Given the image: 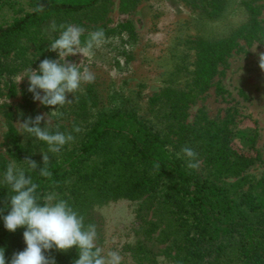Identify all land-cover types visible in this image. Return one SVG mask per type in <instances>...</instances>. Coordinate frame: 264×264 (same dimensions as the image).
<instances>
[{"label": "rangeland", "instance_id": "rangeland-1", "mask_svg": "<svg viewBox=\"0 0 264 264\" xmlns=\"http://www.w3.org/2000/svg\"><path fill=\"white\" fill-rule=\"evenodd\" d=\"M15 7L20 12L33 8L26 0H17ZM3 12L7 18L12 14L7 8ZM61 24L83 28L82 43L90 32L103 29L108 42L95 49L93 56L78 53L67 58L76 64L83 61L81 70L87 66L95 81L68 94V99L78 97V101L58 106L62 117L48 118L51 132L58 126L59 131L75 137L59 154L49 153V161L79 146L89 125L105 108L134 110L153 123H163L167 132L171 126L167 116L180 104L176 113L183 125L177 123L169 134L173 141L182 137L199 143L206 125L219 124L232 114L233 134L239 130L233 136L237 149L251 153L248 139L250 133L255 135L259 159L241 175L220 180L236 200L264 178V70L258 64L259 53L264 52V0H101L89 11L62 17ZM120 25L128 27L134 39L120 31ZM56 26L55 31L51 27L24 35L18 48L0 60V191L9 162L14 161L27 175L34 170L28 168L25 158L43 164L41 151L47 152V144L24 132L19 123L55 110L33 99L27 76L30 68L38 71L44 59H59L58 53L49 50L61 32L58 23ZM218 45L223 47L224 59L210 86L202 88L196 84L199 56ZM252 121L257 124L255 130L248 128ZM74 125L82 131L73 132ZM13 127L18 135L15 142L9 134ZM169 147L177 151L175 143ZM198 160L200 167L195 171L205 173L208 165L202 157ZM50 193L67 201L84 217L86 226L95 224L97 245L105 252L119 251L122 264H185V229L161 192L119 197L89 194L83 199L69 188ZM8 197H0V201ZM25 248L20 236L5 258L8 264L14 253ZM45 255L54 257L56 264H74L79 258L76 247L52 249Z\"/></svg>", "mask_w": 264, "mask_h": 264}, {"label": "trees", "instance_id": "trees-1", "mask_svg": "<svg viewBox=\"0 0 264 264\" xmlns=\"http://www.w3.org/2000/svg\"><path fill=\"white\" fill-rule=\"evenodd\" d=\"M100 1L34 0L32 3L26 0L33 8L20 12L15 7L17 0H0V60L18 48V40L24 35L60 25L62 17L89 11ZM6 8L12 13L9 18L3 12ZM119 28L134 39L128 27ZM120 31L118 34L122 35ZM222 48L218 45L199 56L201 66L196 84L202 88L209 87L218 72L225 56ZM179 105L167 116L166 122L171 125L167 132L163 123H153L134 110L120 107L102 110L87 128L79 146L67 150L62 158L49 161L50 178L42 177L39 168L29 174L38 185L40 202L44 195L63 192L65 188L82 199L89 194L119 197L161 192L173 212L179 214L185 229V264H264V178L243 192L239 201L220 182L221 178L241 175L259 159L254 147L255 135L250 133L248 139L254 154L237 149L233 136L239 130L233 134L230 125L235 115L232 114L219 124L206 125L199 143L198 139L183 141L180 133L181 138L173 141L169 134L177 123L183 125L181 115L176 113ZM248 128L255 130L256 122L252 121ZM9 134L17 141L14 127ZM170 141L176 144L177 151L169 147ZM184 146L198 150V158L202 157L208 165L205 173L188 169L185 159L177 158ZM155 164L160 168L156 169ZM0 193L1 199L13 194L5 183ZM9 212L10 199L0 201V249L5 251V258L26 230L18 228L10 232L5 228L3 216Z\"/></svg>", "mask_w": 264, "mask_h": 264}, {"label": "clouds", "instance_id": "clouds-1", "mask_svg": "<svg viewBox=\"0 0 264 264\" xmlns=\"http://www.w3.org/2000/svg\"><path fill=\"white\" fill-rule=\"evenodd\" d=\"M55 31L57 26L53 24ZM60 35L49 46V50L58 53L59 59H44L39 64V69L28 70V91L33 93V99L42 105L52 107L55 110L48 114L37 115L35 118L28 117L19 123L24 132L47 144V152L43 153V167H39L36 161L25 158L24 162L31 170L39 168L42 177L50 178L49 153L59 154L62 148L74 141L71 132L64 133L57 130L50 131L48 125L51 117H62L63 113L58 111L59 107L78 101L68 99V94H74L81 90L82 84L94 83L95 75L87 66L81 70L82 62L79 64L69 62L67 58L76 54L83 57L94 55V50L99 49L108 42L103 29L88 34V38L82 43L81 36L84 29L72 25L61 24ZM258 64L264 70V52L259 53ZM43 93V95L41 94ZM44 122V126L41 123ZM79 126L73 127V132L80 133ZM198 154L188 146H184L177 153V158L186 159L187 168L198 170L200 162ZM156 169L159 164L154 165ZM3 182L10 186L13 193L9 196L10 212L3 216L4 226L10 232L18 228H25L23 238L26 248L12 255L10 264H56L55 258H49L45 252L52 249L68 251L76 247L79 258L74 264H122V256L119 251L109 250L98 246L96 225L84 223V217L80 215L67 201L57 200L55 193H49L42 197L37 195L38 185L33 182L26 171L18 167L16 163L9 162L3 174ZM55 201V202H54ZM0 264H8L5 252L0 249Z\"/></svg>", "mask_w": 264, "mask_h": 264}]
</instances>
